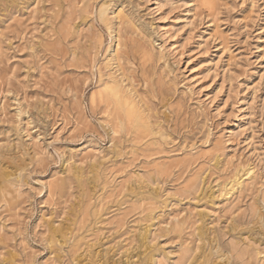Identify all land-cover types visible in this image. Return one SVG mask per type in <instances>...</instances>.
<instances>
[{
	"label": "rangeland",
	"instance_id": "obj_1",
	"mask_svg": "<svg viewBox=\"0 0 264 264\" xmlns=\"http://www.w3.org/2000/svg\"><path fill=\"white\" fill-rule=\"evenodd\" d=\"M204 1L0 0V264H264V0Z\"/></svg>",
	"mask_w": 264,
	"mask_h": 264
},
{
	"label": "bare ground",
	"instance_id": "obj_2",
	"mask_svg": "<svg viewBox=\"0 0 264 264\" xmlns=\"http://www.w3.org/2000/svg\"><path fill=\"white\" fill-rule=\"evenodd\" d=\"M204 4H208L207 0L204 1ZM210 3V2H209ZM212 3V1H211ZM213 5V4H212ZM212 7V6H211ZM213 9V8H212ZM106 13H107V6L105 4L100 5L99 10H98V15L99 18L101 20V22L103 24H105V26L109 29L108 27V22L106 19ZM110 30V29H109ZM163 38V37H162ZM172 39V38H171ZM120 42V41H119ZM121 43V42H120ZM112 55V54H111ZM114 55V54H113ZM118 56V55H117ZM113 59H108L106 64H105V68H109L110 67V62H112ZM232 74V73H231ZM100 77V76H99ZM262 78V77H261ZM118 84H116L113 81H105L101 83L97 89V91L95 93L91 94V100L93 101L95 98H98L99 101L104 102L106 104V106L108 105L111 109H112V113L114 114V116H111L112 118L115 117V124L111 123L112 125L109 126V132L112 135H115L119 132H122L125 124H132L133 123V127L135 128L136 131L141 132L144 135H147L150 130H149V126L148 123L146 122V119L142 113V111L139 109L138 104L126 93L124 92ZM111 113V112H110ZM110 123V122H109ZM152 131V130H151ZM138 134V133H137ZM92 164V162H91ZM239 171V170H238ZM158 172V171H157ZM201 176V175H200ZM205 176V175H204ZM9 177V174L3 170L0 169V197L5 193V183L7 182V179ZM200 179V178H198ZM196 179V180H198ZM203 180V179H201ZM201 182V181H200ZM241 182V181H240ZM238 183V187H236L234 190H232L230 196L232 197L235 192L237 190H239L241 183ZM143 183V182H142ZM198 184V182H196ZM236 183V182H235ZM195 184V183H194ZM201 184V183H199ZM193 185V184H192ZM191 185V186H192ZM196 185V184H195ZM242 186V185H241ZM196 187H199L198 185H196ZM195 187V189H197ZM222 187V186H221ZM234 188V187H233ZM193 189V188H192ZM200 190V189H199ZM229 198V197H228ZM155 213V212H154ZM174 218V217H173ZM264 219H262L263 221ZM264 224V221H263ZM60 226H58L59 228ZM53 228V227H52ZM57 228V227H56ZM180 226L178 223H176L174 225V227L172 228L174 229H179ZM200 228V227H198ZM64 230V229H63ZM50 231V230H49ZM180 232V231H179ZM55 233H58L56 236L54 235ZM153 233V232H152ZM199 234V233H198ZM150 235V230H144L139 236H140V248L143 247L144 245H148V240H149V236ZM57 237V238H56ZM65 233L61 230V229H55L53 231V235L51 236L50 240L51 242H59L61 241L65 243ZM152 242V241H151ZM60 243V242H59ZM152 244V243H151ZM197 246V245H196ZM233 246V245H232ZM231 246V247H232ZM238 245H236V248ZM149 247V246H148ZM151 247V246H150ZM230 247V249H231ZM241 247V246H240ZM234 248V246H233ZM232 248L231 251H234ZM242 248V247H241ZM244 248V247H243ZM150 248L146 249L147 251ZM190 249H186L183 252V255L180 256V258L173 262L174 264H192L193 263V259H194V255L196 256L200 250L197 252V254L195 253L193 255V253H191L190 251H188ZM215 250L218 252V248L215 247ZM182 251V249H181ZM180 251V252H181ZM194 252L196 251L193 250ZM240 251V250H239ZM235 252V251H234ZM242 252V251H241ZM191 253V254H190ZM202 253V252H200ZM233 253V252H232ZM243 253V252H242ZM247 253V252H246ZM203 254V253H202ZM245 254V253H244ZM140 255V254H139ZM200 255V254H198ZM243 255V254H242ZM232 256V255H231ZM241 256V255H239ZM197 257V256H196ZM237 257V256H236ZM199 258V256H198ZM218 258L221 259V261H223L224 264H228L230 259L228 257V255H225L223 253H218ZM240 258V257H238ZM141 259V258H140ZM142 260H143V264H163L160 260L156 259V255L154 254H149L146 252H143V256H142ZM197 261V260H196ZM200 261V260H198ZM211 261V260H210ZM202 262V261H201ZM217 263V262H216ZM166 264V263H164ZM169 264V263H168ZM200 264H208V263H200ZM215 264V263H214Z\"/></svg>",
	"mask_w": 264,
	"mask_h": 264
}]
</instances>
